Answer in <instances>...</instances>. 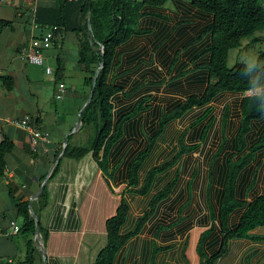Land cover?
I'll list each match as a JSON object with an SVG mask.
<instances>
[{"label": "crops", "instance_id": "crops-1", "mask_svg": "<svg viewBox=\"0 0 264 264\" xmlns=\"http://www.w3.org/2000/svg\"><path fill=\"white\" fill-rule=\"evenodd\" d=\"M55 2L0 0V19L13 23L12 29H5L0 35V143L8 139L14 145V150L6 156V174L0 178V217L4 229L0 235V262L12 260V264H25L27 243L30 239L34 243L35 239L22 233L9 234L10 221L20 228L23 225L10 193L16 200L29 202L31 215L38 218L43 228L39 238L45 258L35 247L37 264L94 263L108 242L106 223L122 204L129 209L122 234L134 232L140 219L149 215L140 232L118 252L114 264H150L155 247L161 249L155 264H201L197 245L211 225L214 230L205 239L203 251L209 258L215 256L224 241L219 214L228 169L225 160L230 150H225L209 167L220 145L213 130L214 135L206 143H197L199 149L195 153H181V139L187 146L194 144L192 135L184 133L197 111L170 124L157 138L154 150L139 171L137 184L129 186L128 179L131 163L147 148L148 138L157 132L162 115L188 97L205 92L209 72L203 66L210 62L211 54L203 53L211 44L212 35L195 40L212 24L213 17L192 8L190 0H169L162 8L143 10L140 28L150 33L132 37L117 52L112 78L123 92L112 100L114 123L144 98L148 99L145 104L148 109L125 124L124 135L110 152L112 175H107L99 168L91 150L80 159L65 157V153L61 156L65 139L74 130L91 91L84 83L86 73L79 63L78 34L59 29L58 38L44 51V66L27 64L18 56L22 46L42 35L35 24L37 8L53 6ZM255 37L245 40L255 41ZM47 68L51 69L50 73ZM4 77L11 80L10 89L4 85ZM26 116L49 136L48 142L40 143L37 150H33L30 132L6 121ZM188 117L190 121L184 125ZM173 127L176 134L169 135ZM93 135L92 127L82 125L70 134L68 144L87 147ZM220 161L226 162L224 169ZM159 168H163L162 172L154 176L150 187L143 192L149 175ZM177 175H180L178 182L170 194L151 211L152 200L170 188ZM47 178L49 201L41 210L40 197L36 195ZM257 189L259 178L247 199L246 190L237 193V199L250 203L262 196L264 182L262 193L253 196ZM247 207L238 208L230 215L231 230L240 224ZM213 264H264V226L252 230L248 238L230 240L227 251Z\"/></svg>", "mask_w": 264, "mask_h": 264}, {"label": "trees", "instance_id": "trees-1", "mask_svg": "<svg viewBox=\"0 0 264 264\" xmlns=\"http://www.w3.org/2000/svg\"><path fill=\"white\" fill-rule=\"evenodd\" d=\"M168 2L169 0H80L78 2L56 0L53 6L37 8L35 24L42 34L48 28H63L78 34L80 39L79 63L86 73L84 83L90 90L93 87L97 69L104 63V68L100 70L97 78L94 97L82 114L83 128L92 127L94 135L87 147L76 148L68 144L65 157L80 159L91 150L102 172L112 175L109 173V155L112 147L124 135L125 124L148 109V106L145 105L148 99L144 98L136 104L131 112L122 115L117 124L114 123L112 100L117 94L123 92V89L117 86L112 78L117 52L132 37L150 33V30L140 28L145 8H162ZM190 4L192 8L213 17L212 24L205 28L195 40L200 41L205 35H212V42L203 53L211 54L210 62L203 66L209 72V84L202 95H192L184 103L162 115L157 132L148 138L147 148L131 163L128 179L129 186L138 183L139 171L154 150L157 138L170 124L181 117L193 111L198 112L191 118L190 125L184 133V135H192L191 140L194 144L187 146L181 139V153H195L199 149L197 143H206L209 136L213 134V130H216L213 135L216 140H220V145L210 159V168L225 151L226 145L231 143L229 135L235 127V122L239 121L237 136L232 141V147L236 151L228 158V169L219 214L224 232L222 247L211 258L207 257L203 251V243L214 230L213 225L199 238L197 245V253L202 260L201 264H213L227 251L230 240L248 238L252 230L264 226V194L254 198L250 203L237 199V193L241 194L245 190L246 199L248 198L249 193L258 182L259 169L262 166L258 155L264 150V132L263 134L260 132L258 141L250 148L248 139L258 124L261 125V128L264 126V90L250 96H247L246 93L264 88V52L259 54L257 63L253 67H249L245 63H239L233 69L228 67L230 51L240 48L243 40L253 37L256 31L264 27V0H190ZM88 17H90L91 29L88 25ZM80 22L82 25L79 24ZM12 27V22L0 19V35L5 29H12ZM2 81L8 89L11 88L9 78L4 77ZM124 94L126 97L130 96V94ZM225 94H231L240 99L234 103V108L228 104L224 105L218 122L213 105L219 102ZM236 129L237 127H235ZM13 150L14 145L8 139L0 143V178L6 174V156ZM256 161H258V166L252 167ZM162 170L163 168H159L151 172L143 192L147 191L154 176ZM209 174L211 185L213 176L211 170ZM179 176L177 175L170 188L156 195L150 204L151 211L170 194L171 189L177 184ZM241 184H243L242 188H240ZM189 185V189H191L192 184ZM10 195L17 208L18 216L23 219L20 233L34 236L36 224L30 213L29 202L16 200L11 193ZM206 197L210 198L209 189ZM48 201V191L45 187L39 198L41 210L48 205ZM246 206H248L247 211L240 224L231 230L228 226L230 215L236 209ZM128 210L127 205L122 204L116 215L107 221V245L99 252L97 259L92 264H114L118 252L125 243L140 232L149 213L140 219L134 232L122 234V227L127 222ZM212 210L213 208H211V220L214 221ZM40 233L42 235L44 233L41 227ZM160 250L158 247L154 248L150 264H155V257ZM36 254L37 250L33 240L30 239L27 243L25 264H37Z\"/></svg>", "mask_w": 264, "mask_h": 264}, {"label": "rangeland", "instance_id": "rangeland-1", "mask_svg": "<svg viewBox=\"0 0 264 264\" xmlns=\"http://www.w3.org/2000/svg\"><path fill=\"white\" fill-rule=\"evenodd\" d=\"M138 1H141V0H138ZM255 37V41H252L251 40H244L243 44H242V47L240 49H234V50H231L230 51V54H229V60H228V67L230 69H233L235 65L237 64H241V63H245L247 66L249 67H253L254 65H256L257 63V59H258V56L261 52H264V27L260 28L258 31H256V33L254 34ZM262 89H257L255 91H250L248 93H246L247 96H250V95H253V94H259L261 92ZM240 98L237 96H234V95H231V94H225L221 100L217 103H215L213 106H214V109H215V116L216 118L218 119V122H219V115L221 114L222 110H223V106L228 104L230 105L232 108H234L235 106V102L238 101ZM190 121L189 117L186 118L184 120V125L188 124ZM235 122V121H234ZM239 126H240V122H235V127H237V129L235 130V127L232 129V133L229 135V138H230V141L231 143H229V145L227 146L226 145V148L225 150H230L228 152V155H232L233 153H235L236 150H234V148L232 147V141L236 138L237 136V133H238V129H239ZM258 126V127H257ZM255 128H254V131H253V136L252 138L249 139V144H248V147L250 148V146L252 144H255L258 139H259V130L260 132H262V129L264 128H261V125L258 124ZM218 130H219V124H218ZM173 134H176V128L173 127L170 132H169V135H173ZM257 134V135H256ZM229 141V142H230ZM232 150V151H231ZM229 156V157H230ZM258 158L260 160L263 161L264 163V152H262L260 155H258ZM225 161H228V160H225ZM225 161H220L221 163V167L224 169L225 166H226V162ZM259 161V160H258ZM258 161L255 162V165H253L252 167L255 166V168L258 166ZM218 163V162H217ZM251 167V169H252ZM249 174V173H248ZM248 174L246 175L248 177ZM259 189H257V191L253 194V196H256V195H259L262 193V189H263V182H264V165L263 167L261 166L260 169H259ZM243 187V184H241L240 188ZM19 223H22L21 220H19ZM35 236V235H34ZM36 242L40 240V238H36L35 239Z\"/></svg>", "mask_w": 264, "mask_h": 264}, {"label": "built area", "instance_id": "built-area-1", "mask_svg": "<svg viewBox=\"0 0 264 264\" xmlns=\"http://www.w3.org/2000/svg\"><path fill=\"white\" fill-rule=\"evenodd\" d=\"M68 2H78L80 0H64ZM36 28L38 26L36 25ZM39 29V28H38ZM59 29H45L44 33L39 36L31 39L29 43L22 46L19 51V58L30 65L44 66V51L51 47L52 43L58 38ZM47 72L50 73L51 69L47 68ZM6 121L14 126L20 127L24 130H27L32 134L33 137V150H37L40 143L48 142V134L41 131L37 123L30 117L26 116L24 118H7ZM10 226V235H18L21 228L16 225L15 221L9 222ZM3 219L0 217V235L3 233ZM13 261L9 260L7 262H0V264H12Z\"/></svg>", "mask_w": 264, "mask_h": 264}, {"label": "water", "instance_id": "water-1", "mask_svg": "<svg viewBox=\"0 0 264 264\" xmlns=\"http://www.w3.org/2000/svg\"><path fill=\"white\" fill-rule=\"evenodd\" d=\"M88 22H89V23H88L89 28L91 29V25H90V17H88ZM101 49H102V47H101ZM103 68H104V63H102L101 66H100V67L97 69V71H96V74H95V76H94V80H93V87H92V89H91V91H90L89 97H88V99H87L85 105L83 106V108L80 110L79 115H78L77 124H76L74 130H73L70 134H74V133H76V132H77L78 130H80V128L82 127V125H83V123H82V114H83V112L85 111V109L87 108V106L91 103V101H92V99H93V97H94L95 88H96V83H97V78H98V75H99L100 70L103 69ZM70 134H69V136H70ZM69 136H67L66 139H65V145H64L63 152H62L61 156L64 155V153H65V151H66V148H67V146H68ZM47 181H48V178H47V179L45 180V182L42 184L39 193L36 195V198H39L40 195L42 194V192L44 191V188H45V185H46ZM33 216H34V220H35V224H36V228H35V239H36V238L38 239V238L40 237V234H41V233H40V223H39L38 218H37L34 214H33ZM35 239H34V246H35L38 250H40V251L43 253V258H45V255H44V252H43L42 245L39 246ZM39 242H40V240H39ZM40 243H41V242H40Z\"/></svg>", "mask_w": 264, "mask_h": 264}, {"label": "bare ground", "instance_id": "bare-ground-1", "mask_svg": "<svg viewBox=\"0 0 264 264\" xmlns=\"http://www.w3.org/2000/svg\"><path fill=\"white\" fill-rule=\"evenodd\" d=\"M38 245L41 246V243L39 241H37Z\"/></svg>", "mask_w": 264, "mask_h": 264}]
</instances>
